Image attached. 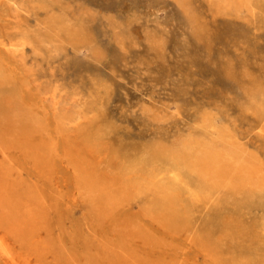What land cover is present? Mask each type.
Masks as SVG:
<instances>
[{
	"label": "rangeland",
	"instance_id": "rangeland-1",
	"mask_svg": "<svg viewBox=\"0 0 264 264\" xmlns=\"http://www.w3.org/2000/svg\"><path fill=\"white\" fill-rule=\"evenodd\" d=\"M234 1L0 0V237L20 264H264V186L203 190L168 162L219 132L264 175V0Z\"/></svg>",
	"mask_w": 264,
	"mask_h": 264
},
{
	"label": "bare ground",
	"instance_id": "bare-ground-1",
	"mask_svg": "<svg viewBox=\"0 0 264 264\" xmlns=\"http://www.w3.org/2000/svg\"><path fill=\"white\" fill-rule=\"evenodd\" d=\"M238 2H239V0H238ZM221 3H222V1H221ZM224 8H225V6H224ZM261 84L262 83H260V87H261ZM263 85L264 84H262L261 88L264 87ZM257 88H258V86H257ZM0 92H1V90H0ZM251 94L255 95L256 93L254 92ZM257 95H259V94H257ZM254 99H256V98H254ZM248 105H250V104H248ZM259 105L262 107L261 111L263 113V116H262V119H263V117H264V112H263L264 103H260ZM245 110H246V108H245ZM216 141L220 142L222 144V146L219 147V145L217 144ZM182 148L183 149L181 150V152L168 155V162L170 164V167L172 169L179 170V172H181L183 175H184V173L186 174L190 171L192 173H196L198 176L201 177V179L203 181V185H205V187H202L203 190H206V189L210 190L213 186L225 185V186H231V187H235V188L236 187H240V188L243 187V188H248V189L257 187V188L253 189V190L256 189V191H257V189L259 187L264 186V175L263 176L260 175L259 167L253 163L255 160L253 158L254 156H252V158L254 159V160H252L253 161L252 162V161H250L251 157L249 158V160H247L243 156L238 155L239 152L231 150V147L227 144L224 136H222L219 132H217L215 137L211 138V140L208 142L196 144L193 140H189L183 144ZM154 152H155V155H158L160 153V151H158V149H156ZM240 152L243 153V149ZM160 154H162V153H160ZM243 154H245V153H243ZM150 156H151V153L147 152L146 156H143L138 161H136V163L138 162L137 165L141 162L146 163ZM245 156H246V154H245ZM256 160L258 162V159H256ZM127 169H129V168H127ZM142 171H143V169H142ZM144 171L146 172V168ZM192 179H194V178H192ZM175 180L180 181V177H175ZM194 180H193V182H194ZM221 189H223V188H221ZM215 191H214V193H215ZM260 193H262V192H260ZM218 217H220V216L218 215ZM107 245H109V244H107ZM6 246H7L6 243L0 237V251H1L0 255H1V258L6 259V264H20L21 263L20 258H18L15 255V253L9 247H6ZM109 253H111V252H109Z\"/></svg>",
	"mask_w": 264,
	"mask_h": 264
}]
</instances>
